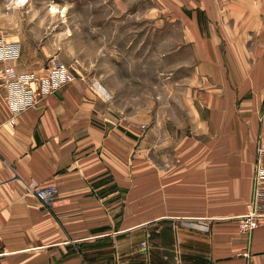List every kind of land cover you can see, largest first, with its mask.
<instances>
[{
	"label": "crops",
	"instance_id": "0c3cea01",
	"mask_svg": "<svg viewBox=\"0 0 264 264\" xmlns=\"http://www.w3.org/2000/svg\"><path fill=\"white\" fill-rule=\"evenodd\" d=\"M165 1L197 51L202 145L164 168L148 162L145 124L87 81L43 96L14 125L0 90V264H98L100 242L152 225L173 237L155 250L164 264H264V219L239 226L264 144V0ZM36 185L57 186L53 208Z\"/></svg>",
	"mask_w": 264,
	"mask_h": 264
},
{
	"label": "rangeland",
	"instance_id": "374dc122",
	"mask_svg": "<svg viewBox=\"0 0 264 264\" xmlns=\"http://www.w3.org/2000/svg\"><path fill=\"white\" fill-rule=\"evenodd\" d=\"M175 10L165 0H0V42L19 45L21 72H46L55 58L70 66L109 108L145 124L148 162L169 168L184 162L182 149L202 145L203 132L199 59ZM158 228L100 242L98 264H164L155 250L173 237L168 226ZM189 256L179 253L180 260Z\"/></svg>",
	"mask_w": 264,
	"mask_h": 264
},
{
	"label": "built area",
	"instance_id": "2783aa9c",
	"mask_svg": "<svg viewBox=\"0 0 264 264\" xmlns=\"http://www.w3.org/2000/svg\"><path fill=\"white\" fill-rule=\"evenodd\" d=\"M20 54L18 44L0 42V90L4 91L12 111L9 119L11 125L16 123V118L21 112L33 106L40 98L76 80V75L70 66L59 58L53 60V65L46 69V72H21L16 65ZM104 95L106 100L111 98L110 93ZM260 153L255 174V195L249 204V212L240 217L239 226L244 232L255 229L264 219V144L260 147ZM33 191L43 204L49 208L54 207L58 194L56 185H36ZM150 247V242L144 240L140 253L149 254ZM240 255L248 256L249 254L242 252Z\"/></svg>",
	"mask_w": 264,
	"mask_h": 264
},
{
	"label": "bare ground",
	"instance_id": "6f19581e",
	"mask_svg": "<svg viewBox=\"0 0 264 264\" xmlns=\"http://www.w3.org/2000/svg\"><path fill=\"white\" fill-rule=\"evenodd\" d=\"M23 2H24V0H23ZM96 85H97V88H98L103 94H109L108 89H107L105 86H103L101 83L97 82Z\"/></svg>",
	"mask_w": 264,
	"mask_h": 264
},
{
	"label": "clouds",
	"instance_id": "9594fccd",
	"mask_svg": "<svg viewBox=\"0 0 264 264\" xmlns=\"http://www.w3.org/2000/svg\"><path fill=\"white\" fill-rule=\"evenodd\" d=\"M18 3H23V0H18ZM53 11H56V8L55 7H53V9H52Z\"/></svg>",
	"mask_w": 264,
	"mask_h": 264
},
{
	"label": "trees",
	"instance_id": "16d2710c",
	"mask_svg": "<svg viewBox=\"0 0 264 264\" xmlns=\"http://www.w3.org/2000/svg\"><path fill=\"white\" fill-rule=\"evenodd\" d=\"M169 233H170V231H169Z\"/></svg>",
	"mask_w": 264,
	"mask_h": 264
}]
</instances>
